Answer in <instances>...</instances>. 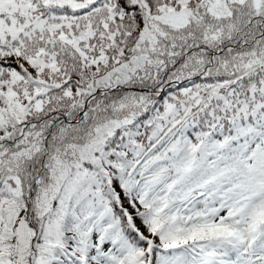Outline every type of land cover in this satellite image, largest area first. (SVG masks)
Instances as JSON below:
<instances>
[{"label": "snow or ice", "instance_id": "snow-or-ice-1", "mask_svg": "<svg viewBox=\"0 0 264 264\" xmlns=\"http://www.w3.org/2000/svg\"><path fill=\"white\" fill-rule=\"evenodd\" d=\"M0 264H264V0H0Z\"/></svg>", "mask_w": 264, "mask_h": 264}]
</instances>
